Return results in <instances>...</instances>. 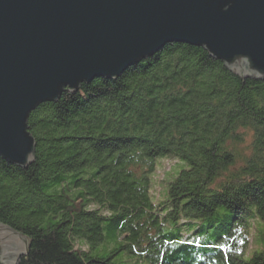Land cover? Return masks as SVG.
I'll return each instance as SVG.
<instances>
[{
	"label": "trees",
	"instance_id": "trees-1",
	"mask_svg": "<svg viewBox=\"0 0 264 264\" xmlns=\"http://www.w3.org/2000/svg\"><path fill=\"white\" fill-rule=\"evenodd\" d=\"M28 124L33 162L0 155V219L30 239L15 264H264L249 250L264 219V79L172 41L117 78L65 87ZM168 156L183 165L162 198Z\"/></svg>",
	"mask_w": 264,
	"mask_h": 264
},
{
	"label": "water",
	"instance_id": "water-1",
	"mask_svg": "<svg viewBox=\"0 0 264 264\" xmlns=\"http://www.w3.org/2000/svg\"><path fill=\"white\" fill-rule=\"evenodd\" d=\"M172 41L264 79V0H0V155L30 165L33 109L65 87L117 78ZM29 242L0 219V264H15Z\"/></svg>",
	"mask_w": 264,
	"mask_h": 264
},
{
	"label": "rangeland",
	"instance_id": "rangeland-1",
	"mask_svg": "<svg viewBox=\"0 0 264 264\" xmlns=\"http://www.w3.org/2000/svg\"><path fill=\"white\" fill-rule=\"evenodd\" d=\"M243 76H246L245 74ZM243 152H247L245 149L246 145L243 144L240 146ZM244 149V150H243ZM241 164V163H239ZM183 165L181 159L175 156H168L160 159L159 167L156 172L155 180H156V192L157 195L164 198L168 194L167 188L163 185L171 176H173L177 169H179ZM167 183V182H166ZM253 234L249 236V250L252 253L255 250H261L264 248V219L260 216H256L253 218V228L251 232Z\"/></svg>",
	"mask_w": 264,
	"mask_h": 264
}]
</instances>
